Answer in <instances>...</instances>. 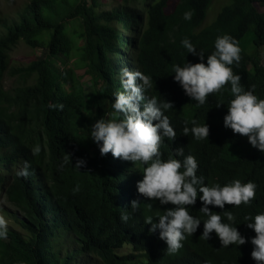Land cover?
I'll return each mask as SVG.
<instances>
[{
	"label": "trees",
	"instance_id": "trees-1",
	"mask_svg": "<svg viewBox=\"0 0 264 264\" xmlns=\"http://www.w3.org/2000/svg\"><path fill=\"white\" fill-rule=\"evenodd\" d=\"M214 1L122 0L114 10L103 11L101 0H32L19 23L0 37V192L22 215L16 222L24 230H7L0 237V264H92L94 259L99 264H256L251 256L256 234L245 217L264 212V152L224 126L230 91L210 93L200 105L185 94L172 71L174 64L199 62L183 47L184 38L207 57L216 38L228 34L241 49L239 63L231 65L234 74L245 90L264 99V0H231L212 18ZM185 12H191L190 19ZM22 42L42 55L11 74L35 83L7 91L3 82L11 53ZM128 53L136 65L132 71L151 77L145 96L173 104L164 114L176 137L163 138L162 158L182 161L193 155L196 174L206 185L223 186L234 179L256 185L249 204L225 205L234 221L209 206L223 222L238 227L247 238L244 245L223 246L214 232L202 238L207 217L197 199L187 207L200 218V227L169 251L145 218L172 205L145 200L137 190L141 164L111 153L102 156L91 140L96 120L114 118L113 94L124 90ZM81 68L91 78L90 92L77 75ZM192 120L209 125V138L185 136L183 129L191 128ZM179 147L183 155L177 154ZM77 159L84 161L81 168L75 166ZM136 199L141 203L133 210ZM122 213L128 214L127 221ZM127 244L133 252L121 253Z\"/></svg>",
	"mask_w": 264,
	"mask_h": 264
},
{
	"label": "clouds",
	"instance_id": "clouds-1",
	"mask_svg": "<svg viewBox=\"0 0 264 264\" xmlns=\"http://www.w3.org/2000/svg\"><path fill=\"white\" fill-rule=\"evenodd\" d=\"M184 16L190 19L191 12H185ZM181 43L189 54L199 58V62L174 64V80L191 100L200 105L205 104L210 93L230 91L233 98L224 116V126L236 134L246 136L254 148L264 152V99L254 95L252 90H245L240 83V75L234 74L232 70L231 65L234 62L238 64L241 59V49L236 39L228 34L218 36L215 50L207 57L203 51H197L189 38H184ZM132 58L133 54L128 53V64L122 70L124 90L113 94L115 99L111 108L114 118L102 117L96 120L91 125V140L99 147L102 156L111 153L113 157L132 164H141L143 178L137 181V190L145 200H155L161 206L172 205L164 207L155 218L152 215L145 218V223L151 225L149 231L155 233L159 230L160 238L166 241L169 251L181 247L186 234H192L200 227V218L192 216L187 207L195 205L197 199L202 202L200 211L207 217L203 222L202 238L209 239L214 232L223 246L244 245L247 238L238 227L234 223L223 222L221 214L209 206L219 207L227 221H234L232 211L225 209V205L249 204L255 196L256 185L251 181L243 183L239 179L223 186L219 183L206 185L203 177L196 174L198 163L193 155H187L182 161L162 158L160 145L163 138L176 137L169 118L164 114L173 104L167 100L160 101L155 96H145V90L152 84L151 77L132 71L136 67ZM226 85H230V88H226ZM191 124V128L184 127L185 136L191 133L197 140L209 138L210 127L207 123L199 124L192 120ZM39 151V145L33 148V152ZM176 152L183 155V147L177 148ZM65 162H68V157H65ZM83 164L82 159H77L75 166L81 168ZM140 203V199L133 200L132 209L135 210ZM147 206L151 208L152 204L148 203ZM128 218L127 213H122V220L127 221ZM245 220L248 221L247 227L256 234L251 238L254 246L251 256L256 264H264V212L254 217L246 216ZM5 224L4 218L0 217V237L7 234ZM120 251L124 254L132 253L133 246L127 244Z\"/></svg>",
	"mask_w": 264,
	"mask_h": 264
},
{
	"label": "rangeland",
	"instance_id": "rangeland-1",
	"mask_svg": "<svg viewBox=\"0 0 264 264\" xmlns=\"http://www.w3.org/2000/svg\"><path fill=\"white\" fill-rule=\"evenodd\" d=\"M178 1L179 0H173L174 3H177ZM31 2L32 0H0V37H3L7 34L8 28L13 27L19 23L21 14ZM101 2L103 11L114 10L122 4V0H101ZM230 2L231 0H215L214 5H212V8L210 10L209 16L215 18L218 12L221 10V7L223 5L229 4ZM41 55V50H34L30 48L26 43L22 42L11 53L10 69L3 82L4 88L7 91L13 92L17 89H23L26 86H33L35 83L34 79L26 82L25 80L21 79L20 76H13L11 72L19 68L29 67L37 59V57H40ZM130 65L134 67L133 63H131ZM86 73L87 70L84 68L77 70V75L80 77L81 84H83L85 89L90 92L93 90V84L90 83L91 78L90 76L86 75ZM21 216L22 215L18 212V210L12 207V205L6 201L5 196L0 192V217H3L6 221V229L23 233L24 230L16 222V218H21ZM72 244L74 249L76 247V244L74 241ZM86 262L88 264H91L90 261ZM92 264L98 263L96 261H92ZM140 264H144L143 261H140Z\"/></svg>",
	"mask_w": 264,
	"mask_h": 264
}]
</instances>
